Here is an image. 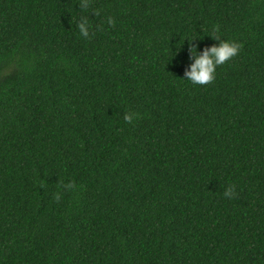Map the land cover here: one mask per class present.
Segmentation results:
<instances>
[{"label": "trees", "instance_id": "1", "mask_svg": "<svg viewBox=\"0 0 264 264\" xmlns=\"http://www.w3.org/2000/svg\"><path fill=\"white\" fill-rule=\"evenodd\" d=\"M0 264H264V0H0Z\"/></svg>", "mask_w": 264, "mask_h": 264}, {"label": "clouds", "instance_id": "2", "mask_svg": "<svg viewBox=\"0 0 264 264\" xmlns=\"http://www.w3.org/2000/svg\"><path fill=\"white\" fill-rule=\"evenodd\" d=\"M90 6V0H81V9L87 10ZM107 23L111 25L113 23L112 19L109 17ZM76 28L78 29L79 35L85 39L89 37V30L91 25L86 18H82L76 23ZM216 32V30H213ZM214 39L219 41L218 44L205 48L199 54L197 53L195 47L189 49L192 58V63L189 65L188 69L185 71L184 79L191 82L193 85H204L211 83L215 77V68L231 57L235 56L241 48V44L236 40H224L221 39L219 33L213 36ZM136 113L127 112L124 114V121L127 123H132L136 118ZM60 187L64 191H68L74 188V185L69 182L67 184H61ZM234 186L229 184L223 192V196L232 199L235 196ZM61 193L58 191L54 194V199L59 200Z\"/></svg>", "mask_w": 264, "mask_h": 264}]
</instances>
